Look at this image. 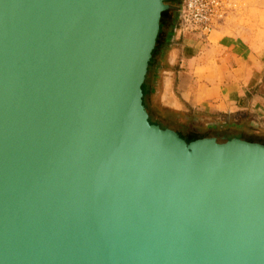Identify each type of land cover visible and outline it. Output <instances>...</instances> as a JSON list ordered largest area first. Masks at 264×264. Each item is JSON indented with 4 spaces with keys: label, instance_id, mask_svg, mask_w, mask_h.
Instances as JSON below:
<instances>
[{
    "label": "water",
    "instance_id": "water-1",
    "mask_svg": "<svg viewBox=\"0 0 264 264\" xmlns=\"http://www.w3.org/2000/svg\"><path fill=\"white\" fill-rule=\"evenodd\" d=\"M164 2L0 0V264H264V145L148 121Z\"/></svg>",
    "mask_w": 264,
    "mask_h": 264
},
{
    "label": "crops",
    "instance_id": "crops-1",
    "mask_svg": "<svg viewBox=\"0 0 264 264\" xmlns=\"http://www.w3.org/2000/svg\"><path fill=\"white\" fill-rule=\"evenodd\" d=\"M175 20L169 11L161 24L144 99L185 119L209 122L221 139H264V45L221 34L224 25L205 38L177 39Z\"/></svg>",
    "mask_w": 264,
    "mask_h": 264
},
{
    "label": "rangeland",
    "instance_id": "rangeland-1",
    "mask_svg": "<svg viewBox=\"0 0 264 264\" xmlns=\"http://www.w3.org/2000/svg\"><path fill=\"white\" fill-rule=\"evenodd\" d=\"M180 2L181 0H176L174 3L169 2L165 5L167 7L170 5L174 6L170 11L176 16ZM220 33L232 35L248 45H264V0H237L236 8L227 17ZM146 105L148 110L153 113L152 121L160 122L161 125L181 135H188L185 134L187 132L197 139L212 136H218L220 138V134L211 131L213 127L209 126V122H201L196 118H193V120L185 119V117L162 109L156 102L152 105L146 101ZM250 140L260 142V144L264 145V139L250 138Z\"/></svg>",
    "mask_w": 264,
    "mask_h": 264
},
{
    "label": "built area",
    "instance_id": "built-area-1",
    "mask_svg": "<svg viewBox=\"0 0 264 264\" xmlns=\"http://www.w3.org/2000/svg\"><path fill=\"white\" fill-rule=\"evenodd\" d=\"M237 0H181L175 20V37H207L222 27L236 8Z\"/></svg>",
    "mask_w": 264,
    "mask_h": 264
},
{
    "label": "trees",
    "instance_id": "trees-1",
    "mask_svg": "<svg viewBox=\"0 0 264 264\" xmlns=\"http://www.w3.org/2000/svg\"><path fill=\"white\" fill-rule=\"evenodd\" d=\"M169 2L174 3V2H176V0H165L164 4H168ZM172 9H173V8H172L171 6H168L167 9H166L164 12L161 13V16H160V22H159V32H158V35H157V38H156L155 47H156V45H157V43H158V40H159L161 24H162L163 20L166 18L168 12H169L170 10H172ZM155 47H154V49H155ZM154 49H153V51H154ZM153 51H152V53H151V58H152V55H153ZM150 60H151V59H150ZM149 63H150V61H149ZM149 63H148V66H149ZM147 69H148V68H147ZM141 89H142V93H143L142 103H143V105H144V107H145V109H146V111H147V113H148V121H149V123L152 124V125H159L161 129H164L165 126L161 125L160 122H154V121L151 120V118H152V114H153V113H152L150 110H148V107H147V105H146V100L144 99L143 85H142ZM149 111H150V112H149ZM166 128H167V127H166ZM185 134H188V135H185V136H181V135H180V137H181L184 141H186V143L191 142V141L197 139V138L193 137L192 134H190V133H185ZM202 138H204V137H202ZM252 141L255 142V143H259V144H260V142H256V141H254V140H252Z\"/></svg>",
    "mask_w": 264,
    "mask_h": 264
},
{
    "label": "flooded vegetation",
    "instance_id": "flooded-vegetation-1",
    "mask_svg": "<svg viewBox=\"0 0 264 264\" xmlns=\"http://www.w3.org/2000/svg\"><path fill=\"white\" fill-rule=\"evenodd\" d=\"M157 126H159V125H157ZM160 127V126H159ZM164 129H169V130H172V129H170V128H164ZM172 131H174V130H172ZM179 137H180V135L181 134H179L178 132H176V131H174ZM187 133V132H186ZM181 136H184V135H181ZM213 137V136H212ZM181 138V137H180ZM204 138H206V137H204ZM182 139V138H181ZM196 140V139H195ZM241 140V139H240ZM186 142V141H185ZM248 142H251V140H249ZM189 143V142H188Z\"/></svg>",
    "mask_w": 264,
    "mask_h": 264
}]
</instances>
